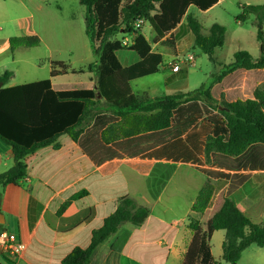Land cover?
I'll return each mask as SVG.
<instances>
[{"label":"trees","instance_id":"1","mask_svg":"<svg viewBox=\"0 0 264 264\" xmlns=\"http://www.w3.org/2000/svg\"><path fill=\"white\" fill-rule=\"evenodd\" d=\"M217 1L78 0L84 8L85 35L94 56L85 69L94 81L51 84L42 79L4 87L12 73L6 70L0 75V140L11 147L13 156L12 166L0 174V187L26 177V155L48 145L58 148L57 138L67 135L93 159L95 153L101 161L123 155L180 161L196 165L208 177L190 208L186 228L191 240L181 264H219L210 248L211 235L217 230L224 231L221 258L228 264H237L247 247L264 246V217L261 223H252L231 197L248 178L241 170L264 169V87L251 98H243L235 90L221 92L212 84L154 98L137 95L130 87L131 80L157 73L162 63L161 55L151 50L139 30H133L134 20L145 18L156 42L177 26L189 6L205 11ZM241 9L237 20L254 16L259 55L253 58L246 51H236L223 74L264 68V6L242 5ZM185 22L194 36L193 47L214 61L215 49L224 43L225 27L213 23L204 34L191 14L185 16ZM119 33L123 38L132 34L131 43L124 46L123 38L116 37ZM39 43L36 35L8 39L10 51ZM120 50L134 52L139 60L122 66L117 57ZM134 166L139 171L149 169L148 165L144 170L140 164ZM210 179H224L228 185L202 224L200 217L214 195ZM149 213L148 207L121 197L115 210L92 231L89 245L74 248L61 264H101L106 255L100 249L102 243L124 223L141 226Z\"/></svg>","mask_w":264,"mask_h":264},{"label":"crops","instance_id":"2","mask_svg":"<svg viewBox=\"0 0 264 264\" xmlns=\"http://www.w3.org/2000/svg\"><path fill=\"white\" fill-rule=\"evenodd\" d=\"M43 3L48 7L54 6L59 9V12L61 10L60 7L47 1ZM251 4L264 6V0H218L205 11L189 6L185 16L191 14L199 22L192 8L202 13H209L220 8L229 13L225 9L228 8L236 18L242 11V5ZM21 5L28 10L24 3ZM41 7L42 5L39 4L38 8ZM251 15L248 14L244 19L236 20L239 23L249 19ZM185 16L173 30L156 42L152 41L154 33L149 23L145 21L141 26L139 32L151 44V50L162 57L159 71H164L161 78L165 88L163 91L146 89L142 92L133 89V84L144 77L158 74V71L155 74L131 80L130 87L133 93L154 98L177 91L190 92L177 85L179 82L175 76L181 70L172 72L171 66L167 65L169 62H174L182 48L193 47L194 36L186 25ZM73 18L72 15L69 16L70 20ZM213 23L221 25L218 19H214ZM30 34L35 35L36 32L31 31ZM9 38H7L8 47ZM165 41L171 43V47H165ZM41 42L42 39H40ZM118 53L119 51L117 57L122 66H129L139 60L136 55V58L127 61L126 57L121 59ZM258 55L251 56L257 58ZM221 67L222 70L217 72L215 80L211 83L221 92L235 90L241 97L251 98L257 89L264 87V68L235 69L223 74L226 69L224 65ZM11 73L4 87L33 82L30 79H24L21 83H14L12 79L15 73ZM64 74L62 70H51L48 78L44 79H49L51 84L70 83L56 81ZM56 142L59 145L58 148L48 145L25 156L27 175L24 179L17 184L0 187V214L3 218V222L0 223V232L13 233L17 241L24 245V250L16 256L0 250V264H61V260L74 248H86L89 245L92 231L102 225L104 218L115 210L117 201L124 196L130 197L137 205L148 207L150 213L141 226L124 223L116 233L102 243L100 249L106 255L101 264H181L186 247L191 240V233L186 228L187 218L191 213L190 208L198 190L208 178L196 165L128 155L101 161V157L95 153L92 154L94 159L90 157L67 135L59 136ZM98 160L100 161L97 162ZM12 164L11 147L0 140V174L6 172ZM135 164H140L143 170L146 169L145 165H148L149 169L139 171L135 168ZM183 166L205 177L204 182L195 187L192 194L186 197L184 187L176 186L175 182L179 169ZM204 167L208 165L205 164ZM240 173L248 174V178L231 193V197L252 223H261L264 217V169L247 168ZM210 180L214 185V195L212 203L200 217L201 221L209 210L204 223L214 209L216 198L220 193L225 192L228 185L224 179ZM81 192H84L82 196L72 198ZM66 201L68 204L59 212L60 206ZM213 239L216 243L215 252ZM223 239V230L214 231L210 238L211 254L217 262L222 259ZM237 264H264V246L247 247L241 253Z\"/></svg>","mask_w":264,"mask_h":264},{"label":"rangeland","instance_id":"3","mask_svg":"<svg viewBox=\"0 0 264 264\" xmlns=\"http://www.w3.org/2000/svg\"><path fill=\"white\" fill-rule=\"evenodd\" d=\"M43 1L60 7V12L54 6H45ZM21 3H24L28 10ZM39 4L42 5L41 8H38ZM225 9L229 13L220 8L209 13L191 9L201 23L204 34L214 19H218L225 27L226 34L223 46L214 51V61L209 60L208 56L196 47L185 46L181 49L177 56L179 60H183L187 55L194 57L191 64L186 62L179 64L181 71L175 77L179 82L177 85L182 89L193 91L202 85L209 86L215 80L217 72L222 70L221 65L226 66L236 51L244 50L254 56L259 54L253 15L238 23L231 10ZM83 10L78 0H0V74L6 70L14 72L12 82L21 83L24 79L37 81L48 78L51 70H62L65 74L60 79L58 77L57 82L93 83L94 76L84 69L88 63L94 61V56L84 31ZM70 15L74 17L72 20L69 19ZM31 31L36 32L35 35L42 39L38 46L9 50L8 37L34 35L30 34ZM116 37L123 38L120 33ZM164 46L171 47V43L165 41ZM118 54L121 59L126 57L127 61L137 57L135 53L125 50H120ZM163 72L144 77L133 84V89L138 92L146 89L163 91L165 88L161 78ZM204 180L203 174L183 166L179 169L175 182L176 186L184 187L186 197ZM208 213L209 210L205 217ZM205 217L200 221L202 224ZM212 244L215 252V239ZM218 261L219 264H228L222 259Z\"/></svg>","mask_w":264,"mask_h":264},{"label":"built area","instance_id":"4","mask_svg":"<svg viewBox=\"0 0 264 264\" xmlns=\"http://www.w3.org/2000/svg\"><path fill=\"white\" fill-rule=\"evenodd\" d=\"M145 18L139 17L132 23L133 30H139L141 26L145 23ZM132 36V34H131ZM131 36L124 37L122 40V44L127 46L131 43ZM194 57L192 55H187L183 58V60H179L178 57L174 60V62H169L171 65L170 70L172 72H178L180 70L179 64L182 62L193 63ZM0 250L6 252L10 255L16 256L20 254L24 250V245L17 241L16 236L7 231L0 232Z\"/></svg>","mask_w":264,"mask_h":264},{"label":"water","instance_id":"5","mask_svg":"<svg viewBox=\"0 0 264 264\" xmlns=\"http://www.w3.org/2000/svg\"><path fill=\"white\" fill-rule=\"evenodd\" d=\"M2 86V83L0 82V87ZM3 222L2 215L0 214V223Z\"/></svg>","mask_w":264,"mask_h":264}]
</instances>
